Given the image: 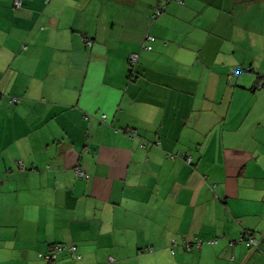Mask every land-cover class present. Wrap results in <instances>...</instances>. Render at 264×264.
<instances>
[{
  "label": "crops",
  "instance_id": "1",
  "mask_svg": "<svg viewBox=\"0 0 264 264\" xmlns=\"http://www.w3.org/2000/svg\"><path fill=\"white\" fill-rule=\"evenodd\" d=\"M15 1L0 264H264V0Z\"/></svg>",
  "mask_w": 264,
  "mask_h": 264
},
{
  "label": "built area",
  "instance_id": "2",
  "mask_svg": "<svg viewBox=\"0 0 264 264\" xmlns=\"http://www.w3.org/2000/svg\"><path fill=\"white\" fill-rule=\"evenodd\" d=\"M169 1H171V0H165V1H163V4H162V5H159V6L155 9V12H154V16H155V17L160 16V15L164 12V10H165V6H166V4H167ZM178 1H179L180 3H183L182 0H178ZM15 4H16V6H21V5H22V1H21V0H16V1H15ZM149 39H151V40H155L154 37H150ZM85 41H86V43H87L88 45H91V46L93 45V41H92V40L86 39ZM145 48L149 49L150 47H149V46L147 47V46L145 45ZM138 60H139V54H138V53H132V54L130 55V64L135 65V64L138 62ZM19 101H20V100H19L18 98H12V102H13V103H17V102H19ZM103 119L106 120V116H105V115L103 116ZM132 136H133V137H136V136H137L136 131L133 132V135H132ZM189 161H191L190 158H189ZM20 165L23 166L24 163H23L22 161H20ZM76 173H77V175L80 176V177H86V178H89V177H90L89 175L85 174V173H84L81 169H79V168L76 170ZM215 242H217V240H214V243H215ZM253 242H254L253 238H250V237L247 238V245H248V246L251 245ZM196 244H198V246H200L201 241L196 239ZM188 246H189V245H188ZM63 250H68V251L71 252V254H72L73 256H75L76 258H79V257H80L79 255H76V250H77V247H76V246H66V245H60V244H57V245L53 246L51 252L40 254V257H41V258H44V259L47 261V264H56V260H57V258H58V254H59L60 252H62Z\"/></svg>",
  "mask_w": 264,
  "mask_h": 264
},
{
  "label": "trees",
  "instance_id": "3",
  "mask_svg": "<svg viewBox=\"0 0 264 264\" xmlns=\"http://www.w3.org/2000/svg\"><path fill=\"white\" fill-rule=\"evenodd\" d=\"M130 63V62H129ZM138 64V62L135 64V65H133V64H130V70H134L135 69V67H136V65ZM19 99V98H18ZM20 100V99H19ZM106 120H104L103 119V122H105ZM133 132L134 131H131L130 133H131V137L132 138H135V137H133L132 135H133ZM136 133H137V136L139 135V132L138 131H136ZM136 136V137H137ZM182 154H185V153H183L182 152ZM176 155V157H179L177 154H175ZM186 155V154H185ZM190 159H191V161H189L188 163H191L192 162V158L190 157V156H188ZM248 237H250V238H253V240H254V242L251 244V245H247V238ZM197 240H200V239H198V238H196ZM201 242H202V240H200ZM196 242V241H195ZM240 242L241 243H244L245 245H246V247H248L249 249H257V248H260V245H261V242L257 239V238H255V236H254V234L253 233H251V232H247V231H244V233H243V236L241 237V239H240ZM210 243H214V241H210ZM232 244H234V242H232ZM61 245V244H60ZM189 246H188V250H191L192 249V245H190V244H188ZM68 251V250H67ZM44 259V258H43Z\"/></svg>",
  "mask_w": 264,
  "mask_h": 264
},
{
  "label": "rangeland",
  "instance_id": "4",
  "mask_svg": "<svg viewBox=\"0 0 264 264\" xmlns=\"http://www.w3.org/2000/svg\"><path fill=\"white\" fill-rule=\"evenodd\" d=\"M156 9V8H155ZM155 12V11H154ZM154 15V14H153ZM155 17V16H154ZM155 18H157V17H155ZM264 61V59H263V57H261V60H260V62H263ZM248 72V71H247ZM264 81V80H263ZM11 103H13L12 102V99H11ZM18 103V102H17ZM177 155L180 157V158H182V159H184L186 162H189V157H188V155H185V154H182V153H180V152H178L177 153ZM22 166V165H21Z\"/></svg>",
  "mask_w": 264,
  "mask_h": 264
}]
</instances>
